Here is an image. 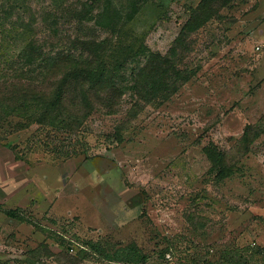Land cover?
Here are the masks:
<instances>
[{"label":"rangeland","instance_id":"rangeland-1","mask_svg":"<svg viewBox=\"0 0 264 264\" xmlns=\"http://www.w3.org/2000/svg\"><path fill=\"white\" fill-rule=\"evenodd\" d=\"M201 3L0 0V91L30 41L119 83L149 53L177 75L149 102L77 91L72 132L3 121L0 264H264V0H217L171 54Z\"/></svg>","mask_w":264,"mask_h":264},{"label":"trees","instance_id":"trees-1","mask_svg":"<svg viewBox=\"0 0 264 264\" xmlns=\"http://www.w3.org/2000/svg\"><path fill=\"white\" fill-rule=\"evenodd\" d=\"M216 1L202 0L192 10L171 49V54L180 48L176 44L184 42L188 35L200 29L214 16L212 5ZM229 1L231 0H222V5ZM42 51L33 41L26 43L22 49L19 56L21 67L13 75L15 82H11V90L0 91V127L4 120L15 117V120H19L15 124L18 130L36 125L72 132L81 128L85 118L79 114L81 110L79 97L75 94L77 91L81 96L86 91L82 97L83 103L88 100L85 95L91 92L114 99H120L125 92H131L140 94L145 102H149L155 96L162 95L163 86L171 84L172 75L177 76L173 64H166L165 57L152 53L146 55L145 64L138 69L133 80L123 79L119 83L115 81L116 70L105 71L95 57H50L42 54ZM166 76L167 79L164 78ZM164 97H167V93H164ZM0 142H3L1 137ZM205 152L213 171L218 170L226 177V157L214 147H206ZM8 216L17 218L11 212H8ZM127 261L136 263L133 257L127 258Z\"/></svg>","mask_w":264,"mask_h":264}]
</instances>
